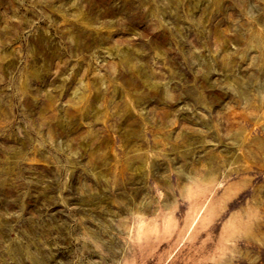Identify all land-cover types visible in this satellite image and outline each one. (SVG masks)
I'll return each mask as SVG.
<instances>
[{
    "label": "rangeland",
    "instance_id": "374dc122",
    "mask_svg": "<svg viewBox=\"0 0 264 264\" xmlns=\"http://www.w3.org/2000/svg\"><path fill=\"white\" fill-rule=\"evenodd\" d=\"M0 264H264V0H0Z\"/></svg>",
    "mask_w": 264,
    "mask_h": 264
}]
</instances>
